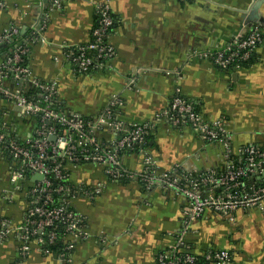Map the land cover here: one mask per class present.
<instances>
[{
	"label": "crops",
	"instance_id": "0c3cea01",
	"mask_svg": "<svg viewBox=\"0 0 264 264\" xmlns=\"http://www.w3.org/2000/svg\"><path fill=\"white\" fill-rule=\"evenodd\" d=\"M254 2L63 0L53 11L49 0H7L0 26H18L26 40L43 32L46 42L39 37L30 45L29 65L41 81H57L67 114L93 120L119 98L124 122L153 125L146 152L159 170L198 176L224 169V140L206 141L190 128L155 119L180 94L202 116L221 123L232 154L264 148V2L260 22L248 23ZM100 4L109 5L117 20L109 38L115 56L107 68L83 75L63 57L62 47L91 41ZM251 28L261 30L263 40L249 67L221 70L194 57L232 45ZM96 135L103 143L114 137L107 128ZM122 159L128 169L141 170V155L123 154ZM16 169L13 159L0 155V230L10 232L0 244V264H66L43 254L36 243L27 255L19 254L12 232L23 224L29 197L28 184L12 180ZM69 178L78 190L73 206L86 219L87 232L86 239L71 240V264H158L157 257L180 241L182 251L197 257L226 251L230 264H264V204L263 210L238 209L228 216L208 211L192 220L183 214L187 203L174 192L145 189L135 181L111 183L99 166L72 167ZM263 180V175L253 176L250 183ZM210 189L204 186L202 192Z\"/></svg>",
	"mask_w": 264,
	"mask_h": 264
},
{
	"label": "built area",
	"instance_id": "2783aa9c",
	"mask_svg": "<svg viewBox=\"0 0 264 264\" xmlns=\"http://www.w3.org/2000/svg\"><path fill=\"white\" fill-rule=\"evenodd\" d=\"M183 2L193 0H181ZM53 11L60 10L63 0H49ZM7 0H0V12L7 9ZM100 14L99 25L93 28V41L85 45L64 46L63 57L83 75L107 68L115 56L108 38L114 26L113 14L107 4L96 8ZM18 26H0V155L9 156L17 163L13 182L26 187L29 197L23 224L14 232L19 241V254L27 255L36 243L43 254L57 256L71 264L75 244L71 240L87 238L86 219L79 214L73 200L78 190L70 181V168L96 165L104 170L111 183L140 182L145 189L159 187L175 193L187 203L186 218H200L205 212L228 216L238 209L260 208L264 204V180L251 184L253 176H264V148L250 146L237 155L230 152L229 138L220 122L202 116L193 102L177 94L167 110L158 115L156 122L190 128L206 141L224 140L225 167L205 175L190 176L179 169L159 170L146 152V138L152 134L151 123H126L122 119L123 102L115 98L93 120L57 112L55 102H60L57 81L43 82L37 78L27 63L30 45L41 37L38 32L32 40L21 38ZM263 40L261 30L251 28L246 35L235 37L232 45L214 52H197L195 58L204 59L221 70L240 71V65L254 54ZM24 42V43H21ZM93 55V56H91ZM107 128L114 137L103 143L97 130ZM55 137L54 141H50ZM226 140V141H225ZM140 145L139 149L136 146ZM123 152L141 155L142 168L135 172L123 164ZM56 166L46 165L47 161ZM69 171L67 182L54 189L53 179L62 180V170ZM42 180H34V176ZM245 180L248 183H244ZM210 186L207 193L202 187ZM65 191L70 198L60 200L59 207H50L55 192ZM100 193V190H97ZM64 228L63 252H52L58 241L57 234L46 233L49 228ZM10 229V228H8ZM10 232L0 230V244ZM181 241L173 251L160 254L158 264H230L226 251H210L202 257L181 250Z\"/></svg>",
	"mask_w": 264,
	"mask_h": 264
},
{
	"label": "trees",
	"instance_id": "16d2710c",
	"mask_svg": "<svg viewBox=\"0 0 264 264\" xmlns=\"http://www.w3.org/2000/svg\"><path fill=\"white\" fill-rule=\"evenodd\" d=\"M99 18H100V14L95 12V22H94L95 24H94L93 28H95V27H97L99 25ZM113 19H114V26L111 28V32L114 29V27L116 25V22H117L116 17L114 15H113ZM111 32H110L108 38L106 39V41L110 38ZM93 40H94V38L91 37V41H93ZM21 43H24V42L21 41ZM91 56H93V55H91ZM256 60H257V57H256V55L254 53V54H252V56L250 57V59L248 61L242 62V63H240V65L244 69V68H247L250 65L254 64L256 62ZM27 63L29 64V58H27ZM54 109L57 112L60 111V112L67 113L63 103L55 102ZM85 120L88 121L90 119H85ZM151 140H152V135H150V136H148L146 138V141H147V144L145 145L146 147H150L151 146ZM140 147H141L140 145H137L136 149H139ZM123 153L129 154L131 152H123ZM58 164H59V160H57L55 162V164L51 163L50 161L46 162V165H48L50 167L51 166L54 167V166H56ZM65 168H66V165L64 166V168L62 170V175L64 177L62 180H57L54 177H50L51 179H53L52 181H53V184H54V189H57V188H59L62 185H64V186L65 185H67V186L69 185V183L67 182V176L69 174V171L66 170ZM123 183H125V182H123ZM244 183H248V181L245 180ZM52 198H53V202L51 203L50 207H59L61 205L60 204V200L63 199V198H70V196H68L65 191H62V192H59V193L58 192L53 193ZM50 232H53V233L57 234L58 241H59L57 243V245L54 248H52V252L55 253V254H58L60 252L62 253L64 248H65V246H66V244H65L66 235L64 233V228H62V227H56V228H50V229L48 228L46 233H50Z\"/></svg>",
	"mask_w": 264,
	"mask_h": 264
},
{
	"label": "water",
	"instance_id": "95a60500",
	"mask_svg": "<svg viewBox=\"0 0 264 264\" xmlns=\"http://www.w3.org/2000/svg\"><path fill=\"white\" fill-rule=\"evenodd\" d=\"M264 0H255L253 6L249 10V16L246 19L248 23H257L260 22V16H259V9L261 5L263 4ZM55 137H51L50 141H54ZM35 181L36 180H42V176L36 175L33 178Z\"/></svg>",
	"mask_w": 264,
	"mask_h": 264
}]
</instances>
